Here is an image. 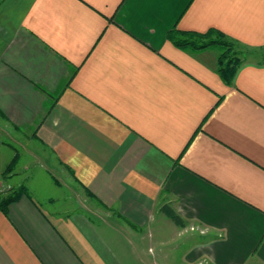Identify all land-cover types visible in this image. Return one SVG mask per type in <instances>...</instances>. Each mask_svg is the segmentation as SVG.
I'll use <instances>...</instances> for the list:
<instances>
[{
  "label": "crops",
  "instance_id": "obj_1",
  "mask_svg": "<svg viewBox=\"0 0 264 264\" xmlns=\"http://www.w3.org/2000/svg\"><path fill=\"white\" fill-rule=\"evenodd\" d=\"M174 29L264 48V0H0V264H264V60Z\"/></svg>",
  "mask_w": 264,
  "mask_h": 264
},
{
  "label": "trees",
  "instance_id": "obj_2",
  "mask_svg": "<svg viewBox=\"0 0 264 264\" xmlns=\"http://www.w3.org/2000/svg\"><path fill=\"white\" fill-rule=\"evenodd\" d=\"M169 39L177 46L191 47L194 49L204 48L210 45L219 44L225 47V51L230 49L229 47L234 43L230 40H225L222 34L214 29L207 32H195V31H181L174 29L168 32ZM224 38V39H223ZM226 53V52H225ZM245 57H239L237 55H218V68L217 72L223 81L230 84L232 78L236 72V69L245 61ZM14 163V158L11 160L10 167ZM23 187L15 188L6 195L0 198V208L4 207L13 200H16L22 193ZM158 210L164 213L169 219H171L176 225L184 226V221L176 214L174 209L170 206H159Z\"/></svg>",
  "mask_w": 264,
  "mask_h": 264
},
{
  "label": "rangeland",
  "instance_id": "obj_3",
  "mask_svg": "<svg viewBox=\"0 0 264 264\" xmlns=\"http://www.w3.org/2000/svg\"><path fill=\"white\" fill-rule=\"evenodd\" d=\"M213 46H216V48L218 50V55L219 54L221 55L224 53L226 55H232V56L237 55L239 57H245V59L249 60V61H263L264 60V48H249V47L242 46L240 44L233 43L229 47L230 49L225 51V47H223L219 44H214ZM0 135H1L0 136V143H2V144H0L1 145L0 157H6L9 160L12 156L15 157V159H17L16 158V155H17L18 159H19V163L16 166H13L11 168V170L15 171L16 173H19L20 177H17V178H20V179L23 178L24 176L27 175V174L21 175V172H22L21 168L24 167V166L23 167L21 166L23 164V162L30 163L31 165L35 164L34 159L30 155H28L27 152H25L24 150L29 149L32 151H35V150L40 151V147L35 142L28 141L25 138V136H24L25 133L23 131H19V132L13 131V133H12V131H10V132L7 131V134L0 133ZM49 169H51L53 171V173H55L57 175V172L52 165L49 166ZM8 171H6V172H8ZM24 173H27V171L24 170ZM57 176L60 177L59 175H57ZM20 179H16V180H20ZM17 182H19V181H17ZM54 190L58 191L57 188H55ZM63 193H64V191H63ZM61 202L62 201H58V203H61ZM190 231H192V230H190ZM195 232L196 231H194L192 233L193 234L192 238L196 237L197 240H199V237L196 236ZM188 236L189 235H185L184 237H181L182 239L177 241L175 244V245L181 247L180 253H182L184 251V249L187 247V245L189 244L190 239H188V240L186 239V237L188 238ZM173 247H174V245H173V243H171V244H169V246L166 247V249H163V250H165L167 253L169 251L173 252L174 251ZM194 264H209V262L202 259V260H199L198 262H196Z\"/></svg>",
  "mask_w": 264,
  "mask_h": 264
}]
</instances>
